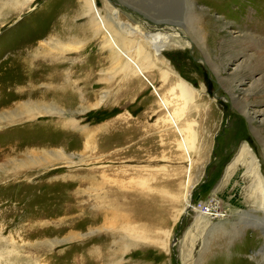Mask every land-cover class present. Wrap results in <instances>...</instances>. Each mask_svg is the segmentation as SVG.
I'll return each instance as SVG.
<instances>
[{"label": "rangeland", "instance_id": "374dc122", "mask_svg": "<svg viewBox=\"0 0 264 264\" xmlns=\"http://www.w3.org/2000/svg\"><path fill=\"white\" fill-rule=\"evenodd\" d=\"M244 143L264 181V0H0V264H264Z\"/></svg>", "mask_w": 264, "mask_h": 264}, {"label": "bare ground", "instance_id": "6f19581e", "mask_svg": "<svg viewBox=\"0 0 264 264\" xmlns=\"http://www.w3.org/2000/svg\"><path fill=\"white\" fill-rule=\"evenodd\" d=\"M120 30L115 31V34H111V38L110 40H112V43L115 47V50L117 52V54L119 56L124 55L125 58H127L130 62V64H126L125 66L130 69V67L136 68L137 71H139V73H141L142 75L144 74V69L146 68L141 62H144L145 60H147L148 58V54L144 52V54L142 55L141 53V48L140 45L135 46L134 50L139 52L140 56L142 57V61H140L139 57L137 56V54H135V59L132 57L131 55V51L133 50V47L131 46V39L129 38L132 35L131 30L128 27H123L120 26L119 27ZM111 32V31H110ZM176 32V30H175ZM147 36H149L150 39H152L153 41H156L155 43L152 42L149 38H145V40L150 44L153 45V47L155 48V50L161 49L163 47H165L166 45H171L174 46L175 44H179L182 43L184 41V43H186L187 45L191 46L190 41H186L184 39H180L178 37V35L176 33H169V32H151L148 33ZM152 36H154L155 38H153ZM184 36V35H183ZM185 38V37H184ZM183 40V41H182ZM147 43V44H148ZM183 43V44H184ZM174 44V45H172ZM169 45V46H170ZM145 63V62H144ZM130 66V67H129ZM149 66V64H148ZM144 76V75H143ZM176 86L178 87V91H179V96L181 98H183L185 101L191 99L192 96V89L189 87V85H187L184 81H182L181 79L178 80V82L176 83ZM176 98V97H175ZM169 99L165 96H161V101H162V105H164L166 108H168V104ZM184 101V104H186V102ZM180 105V104H179ZM186 106H178L176 109H174L173 112L169 111V117L170 119L175 123V125L177 123V119L178 117H182L184 115V110H185ZM180 131L183 132V128H180ZM190 131L186 132V137L188 138ZM242 160V163L245 164L249 170L253 171V175L256 176V181L258 182V185L261 191V195H262V204H261V209L262 212L264 213V181L262 180V176L260 175L257 165H256V159H255V155L253 154L250 146L248 143H244L241 148L239 149V152L237 154V156L235 157L234 161L232 162V164L230 165V167L228 168V170L234 166V164L236 163V161ZM236 165V164H235ZM247 169V168H246ZM252 173V172H251ZM192 197V191L190 190L189 194H188V206H191V202L190 199ZM261 202V201H260ZM201 209V208H200ZM214 215L211 211L210 208L208 209H204L201 211V217L206 218L205 221H208V217ZM222 215H226V213L224 214L223 212L220 214ZM220 215H216V216H220ZM202 220V218H201ZM210 220V219H209ZM203 221V220H202ZM217 228H219V226H216ZM220 231V230H219ZM231 235V234H230ZM230 238V237H229ZM219 240V239H218Z\"/></svg>", "mask_w": 264, "mask_h": 264}]
</instances>
